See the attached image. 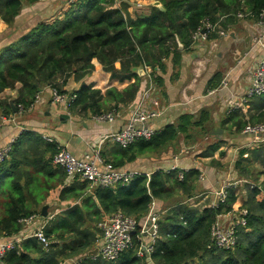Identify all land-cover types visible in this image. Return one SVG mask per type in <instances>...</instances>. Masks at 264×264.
Here are the masks:
<instances>
[{
	"label": "trees",
	"instance_id": "16d2710c",
	"mask_svg": "<svg viewBox=\"0 0 264 264\" xmlns=\"http://www.w3.org/2000/svg\"><path fill=\"white\" fill-rule=\"evenodd\" d=\"M40 1L0 0V17L13 24L24 3ZM160 2L161 6L152 4L147 14L134 17L125 2L78 0L51 23L38 22L2 49L0 91L20 84L14 105L8 100L0 101V106L5 107L4 114L9 115L14 108L19 111V105L28 110L37 99L39 87L67 93L65 86L69 79L81 81L95 70L94 59L104 71L111 73L112 79L134 78V81L123 89L112 86L105 91L83 84L76 90L77 98L68 109L72 115L82 118L109 112L115 115L130 106L143 91L144 77L137 73L139 67L151 68L148 79L155 94L159 92L166 97L164 74L168 62L176 67L181 65L183 55L192 50L195 35L206 23L212 25L206 28L210 41L220 38L222 31L230 32V27L241 18L256 21L264 10V0ZM248 12L253 16L238 17L239 13ZM222 79V72H217L207 90L218 88ZM245 107L246 111L242 108L230 111L222 123L224 131L239 135L248 124L264 123V94L251 96ZM209 118L208 111L199 118L193 113H183L150 139L136 140L127 147L113 140L106 143L102 155L115 167L122 168L140 156L175 148L180 138L187 146L193 145L200 132L206 130L204 124ZM222 144L221 139L214 138L199 153L213 156ZM57 152L55 142L25 129L0 166V233L20 237L26 228L20 219L38 214L42 223L46 221L45 234L53 241L46 249L34 236L23 238L3 256L2 264H65L75 257L78 264H148V257L154 264H264V143L243 147L234 163L237 179L244 180L242 207L248 214L246 224L237 226L238 237L232 249L213 243L212 226L219 214L233 209L239 195L237 190L229 188L226 200L217 207L211 205V198L196 205L190 203L198 192L200 169H158L149 175L138 174L129 185L91 189L86 179L80 175L70 179L65 168L53 162ZM211 163L222 167L215 159ZM68 181L71 182L67 184ZM57 188L58 201L68 203L52 218L42 217L37 196L42 200ZM154 199L162 214L158 220L159 235L149 255L138 252L145 237L139 239L137 235H134L135 246L115 260L89 255L102 238L100 221L122 212L142 222Z\"/></svg>",
	"mask_w": 264,
	"mask_h": 264
},
{
	"label": "crops",
	"instance_id": "0c3cea01",
	"mask_svg": "<svg viewBox=\"0 0 264 264\" xmlns=\"http://www.w3.org/2000/svg\"><path fill=\"white\" fill-rule=\"evenodd\" d=\"M136 1L137 4H135ZM150 1L151 3L145 4V0H117V3H127L129 12L136 17L149 12L150 5L154 2L153 0ZM138 2L141 4L140 6H137ZM70 7L69 0H41L33 4L24 3L21 13L13 24L6 23L0 17V61L3 57L2 49L4 47L14 43L26 32L28 33L38 22L51 23ZM229 31L230 33L228 32V34L230 36H221L210 41L202 37L198 38L192 50L183 55L180 66L176 67L171 61L168 62V71L164 74L167 96H160L159 92L155 94L153 91L148 102L151 107L154 106L155 109L160 111L158 116L152 121L154 127L162 129L167 124L176 122L183 113H193L196 118H199L201 113L208 111L210 118L204 124L206 127L204 133L201 131L202 133L200 132V135H198L195 142L198 143L204 139L213 138L214 140V138H219L214 131L222 128L223 121L235 107L246 111L242 99L248 94L247 90L251 86L253 71L264 53V45L255 44L253 40L257 34L263 32L257 26L256 21L250 18L239 19L230 27ZM93 62L95 70L83 80L69 79L65 86L68 92L79 90L83 84L93 85V87L100 88L102 91L112 86L123 89L134 81V78L125 81L112 79L111 73L104 71L105 69H103L97 59H94ZM119 65L117 63L118 67ZM145 70H147L146 75L142 76L144 77L143 91L150 84L153 85L151 79H148L149 70ZM217 72H222V82L225 80L227 83L222 84L221 82L220 86L216 90L214 89V92L213 90L209 91L207 90L208 83ZM19 86L20 84L15 88H7L0 91V101L8 100L11 104L18 95ZM41 88L43 89L39 92L37 101L32 107L22 113L14 108L13 112L7 115L13 120H7L2 123L0 128V147H4L5 144L12 142L14 139L16 140L25 129H31L42 136L44 134L52 137L61 145L68 146L79 157L84 156L99 145L106 150V143L112 142L110 135L128 124L131 113L143 92L130 106L117 111L113 121H101L94 117L82 118L72 115L62 104L54 102L50 87ZM4 110L5 107L0 106V120L5 115ZM224 133L223 138H221L222 141L226 140V130ZM234 135L229 132V138L235 139L237 137L243 143L242 145L248 141V138L242 134ZM185 144L184 139L180 138L176 149L184 150L183 145ZM173 151H175L174 148L170 147L162 153L140 156L136 161L128 163L124 168L134 169L142 173H152L158 169L167 171L173 166L200 169L204 175L199 182L197 195L189 200L190 203L196 205L203 202L206 198H211L212 200L213 195L211 193L214 191H210V188L212 190L218 189L222 185L223 180H225H221L219 176L221 172L218 169L221 167L212 165V159L220 161L222 165L228 163V166L232 165L233 167L235 163V160L227 162L231 157L232 149H225L223 144L210 157L201 156L198 151L192 155V158H189L181 156L183 153L173 155ZM205 161H208V165L205 167L201 166ZM70 182L68 181L67 184ZM44 194L46 193L43 192ZM59 194V188L52 189L40 202L39 209L41 212L44 205L49 206L48 211L51 206H57L58 209L55 212L48 214L47 217L49 218L60 212L68 203L58 201ZM208 195H212V197ZM40 197V195L37 196V199H40ZM70 202L75 201L71 200ZM240 204H242V200L239 195L236 206ZM226 220L229 221L230 218H226ZM43 222L44 224L46 223L45 220ZM41 223L42 219L39 218L33 224L26 226L20 237H8L0 233V242L9 238H20L22 241L23 238L29 237L35 232ZM74 262H78L77 257L70 259L66 263L75 264ZM148 264H154L153 260L148 258Z\"/></svg>",
	"mask_w": 264,
	"mask_h": 264
},
{
	"label": "built area",
	"instance_id": "2783aa9c",
	"mask_svg": "<svg viewBox=\"0 0 264 264\" xmlns=\"http://www.w3.org/2000/svg\"><path fill=\"white\" fill-rule=\"evenodd\" d=\"M78 0H69V3H73ZM155 1V0H153ZM251 17L253 16L250 12L239 13L238 17ZM257 26L262 29L263 33H259L254 37L255 44L264 45V10H262L256 20ZM210 23H206L205 32L202 29L195 35L194 39L202 37L207 39L206 28H211ZM228 32H220V36H226ZM146 69L151 71V68ZM227 81L223 80L222 84H226ZM216 90V89H215ZM213 89V92L215 91ZM154 91V86L150 84L145 91L142 92L141 98L138 101L135 109L132 111L130 120L128 124L122 129L112 133L110 138L120 143L122 146L127 147L131 143L139 139H150L153 135L157 133L159 129L152 125V121L158 116L159 112L155 107H151L148 102ZM53 99L55 103H60L64 108L69 109L71 103L77 98V92L71 91L67 93H59L56 89H52ZM245 97L242 102L245 104L247 100L254 95L264 94V53L259 60L258 65L253 71V78L251 86H249ZM38 98V97H37ZM37 99L35 100V102ZM31 105V107L35 104ZM156 104V101H155ZM238 107H235V109ZM19 112H24L22 105H19ZM101 121H113L114 114L109 112L100 116L94 117ZM11 121L13 119L3 115L0 120V128L4 121ZM244 137L248 138L245 146H253L260 143H264V123L248 124L241 131ZM43 137L50 141L55 142L58 147V152L53 157V162L56 165H60L65 168L68 176L71 178L80 175L83 179H86L90 184L91 189L95 187H115L119 184L129 185L132 180L140 173L134 169L117 168L112 162H108L104 159L102 155V146L99 145L97 148H93L91 151L87 152L84 156L79 157L75 155L66 145H61L56 142L52 137L44 135ZM15 139L0 147V166L8 158L11 150L12 144ZM249 154H245L247 156ZM176 168V166L171 167L169 170ZM181 168V167H179ZM189 168H181L183 170H189ZM180 177H183V172H180ZM148 175L150 173H147ZM201 173V178H203ZM244 182L243 179H232L224 183L221 189L211 193L213 195L212 206H218L220 203L224 202L227 197L228 189L233 188L237 190L241 183ZM210 196V195H208ZM239 197V196H238ZM238 200V199H237ZM237 202V201H236ZM162 212L158 209L157 201L154 199L150 204V209L142 220L138 222L132 216H128L122 212H116L114 214L106 216L99 223V228L102 231V238L99 242V254L94 256H103L106 260H115L120 256L121 253L133 248L136 244L134 235H137L139 239L145 237L141 241V246L139 248L140 254L149 255L153 250V242L157 238L158 234V220L161 217ZM248 211L246 208L242 207V204L233 206V209L227 213L219 214L217 221L212 226V241L213 243L223 249H232L236 244L237 239V226L246 224V215ZM40 217L38 214H32L28 217L20 219V221L25 225L29 226L33 224ZM226 218H230L229 221ZM30 236L36 237L41 244L47 249L52 240L45 234L44 223L33 232ZM20 238H9L5 241L0 242V264L3 256L12 249H15L20 243ZM150 258V257H148ZM78 264V262H74Z\"/></svg>",
	"mask_w": 264,
	"mask_h": 264
},
{
	"label": "rangeland",
	"instance_id": "374dc122",
	"mask_svg": "<svg viewBox=\"0 0 264 264\" xmlns=\"http://www.w3.org/2000/svg\"><path fill=\"white\" fill-rule=\"evenodd\" d=\"M147 3H151V1L150 0H145V4H147ZM135 4H137V1L135 2ZM140 5L141 4L138 2V5L137 6H140ZM226 36H230V34H227ZM225 137H226V140L222 141L225 149L226 148L227 149L228 148H231L232 149V152L230 153L231 154V157L230 158L228 157L229 159L227 158L228 159L227 162H230L231 160H236L238 158L239 152L244 147V145H242L243 143L241 141H239V139H237V137H235V139H230L229 138V132L228 131H226ZM212 141H213V138L212 139L210 138L209 140L208 139H204V140H202V141H200L198 143H195L193 145H188L187 146L185 144V145H183L184 148H185L184 150H182V149L177 150L176 149L177 147H175L174 148L175 151H173V155H179L180 153H183V154H181V156H183V157L186 156V157L192 158V155H194L198 151L200 152L202 150H205V148L208 145H210L212 143ZM222 151H224V150H222ZM199 155H201V154H199ZM200 162H202V160H200ZM206 165H208V161L207 162L205 161L204 163H202L201 166L205 167ZM233 168L234 167L232 165H229L228 166V163H224V165H222V167L220 169H218V170L221 172L220 175H219L221 177V180H223V179H225V180H223L222 185L218 189L212 190L210 188V191H218L219 189H221L222 186L224 185V183L227 181V179L228 180H232V179L239 178L238 175H237V173H236V171L233 170ZM262 179H264V176H262ZM242 188H243V185H240V187L238 188V192H239V195H240V199L243 201V198L245 196L244 195L245 194V191ZM210 196L212 197V195H210ZM39 200L41 202V197H40ZM56 209H58L56 205L55 206H51L49 208V211L50 212H48V214L49 213L51 214V213L55 212Z\"/></svg>",
	"mask_w": 264,
	"mask_h": 264
},
{
	"label": "water",
	"instance_id": "95a60500",
	"mask_svg": "<svg viewBox=\"0 0 264 264\" xmlns=\"http://www.w3.org/2000/svg\"><path fill=\"white\" fill-rule=\"evenodd\" d=\"M153 4L156 5V6H161V2H160V0H155V1L153 2ZM202 32H205V29H202ZM180 49H183V45H182V44H180ZM146 71H147V70H145L144 67H139V68L137 69V73H138L140 76H144V75H146ZM42 89H43V88L39 87V88H38L39 92H41ZM11 104L13 105V102H12ZM214 132L217 133V135L219 136L220 139L223 138V134H225L223 128H218V129H216ZM48 212H49V211H48V205H44V206L42 207L41 216H42V217H47V216H48ZM97 254H99V247H98V246L95 247L94 249H92V250L89 251V255H93V256H94V255H97ZM149 259H151V258H149ZM66 264H67V263H66Z\"/></svg>",
	"mask_w": 264,
	"mask_h": 264
}]
</instances>
